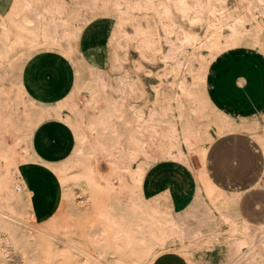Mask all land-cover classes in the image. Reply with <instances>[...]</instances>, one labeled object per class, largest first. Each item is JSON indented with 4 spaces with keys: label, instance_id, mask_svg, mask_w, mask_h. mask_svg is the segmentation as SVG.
<instances>
[{
    "label": "bare ground",
    "instance_id": "6f19581e",
    "mask_svg": "<svg viewBox=\"0 0 264 264\" xmlns=\"http://www.w3.org/2000/svg\"><path fill=\"white\" fill-rule=\"evenodd\" d=\"M3 1L6 6L0 0V10L5 8L3 14L0 12V264H151L165 253H177L187 264H194L192 254L200 243L225 247L227 264L264 263V224H251L241 217L237 205L243 192L229 197L230 204L236 206L233 210L213 203L202 188L208 176L204 150L198 151V168L189 160L191 152L182 150L199 130L196 121L183 113L180 97L188 93L184 82L179 78L164 82V88L156 90L159 104L148 111L137 104L141 92L137 83L122 72L115 45L125 49L128 42L140 41V53L153 56L149 39L139 38L140 29L135 28L130 40H116L112 35L102 63L97 57L99 48L86 50L78 57L72 55L70 42L81 30L74 19L88 23L99 15L116 21L115 32L119 8L124 3L123 13H129L132 4L115 0L108 8V1L100 0L102 7L97 14L92 0ZM234 1L238 14L237 10L221 9L217 26L210 23L214 8L209 3L161 0L153 5L145 1L144 10L160 23L166 21L174 34L167 38L170 71L180 72L188 62V55L179 54L178 47L200 41L206 42L207 62L212 65L238 50L257 55L264 64V40L260 38L264 0ZM136 5L138 9L140 5ZM172 10L180 14L179 19L192 14L197 22H207V30L200 36L184 32ZM246 23L248 29L244 27ZM223 24L229 35L221 41L212 40ZM37 46L55 48L62 56H69V81L77 85L52 102L33 96L25 80L26 66ZM5 80L10 84L9 93L3 90ZM80 92L86 95L84 103L78 101ZM220 107L225 113V124L230 125L232 117L242 118V113L231 114ZM260 108L264 111V103ZM63 110L68 115L62 116ZM48 121L66 125L74 138L70 154L57 162L40 158L32 147L34 132ZM228 132L220 126L214 130L218 137ZM9 138L13 145L8 143ZM92 138L115 158L105 173L79 166L81 145ZM254 140L264 152V140ZM18 147L25 154L21 169L12 159ZM133 160L136 169L132 167ZM161 161L187 167L195 186L184 195L177 196L168 188L153 197L145 196V177ZM114 165H118L117 169ZM2 167L7 168L8 182L3 180ZM36 168L59 177L57 204L51 215L41 221L35 216L26 179L27 171Z\"/></svg>",
    "mask_w": 264,
    "mask_h": 264
},
{
    "label": "rangeland",
    "instance_id": "374dc122",
    "mask_svg": "<svg viewBox=\"0 0 264 264\" xmlns=\"http://www.w3.org/2000/svg\"><path fill=\"white\" fill-rule=\"evenodd\" d=\"M107 1V7L111 8V2L115 0ZM118 1L132 4V9L129 10V13H123L125 8L124 3L119 8L120 13L117 20L119 26L115 32L113 28L116 25V21L104 17L102 18V16L99 15H95L88 23L82 22L77 18L73 20L74 23L79 24L81 30L78 36L73 38L70 42L72 55L78 57L86 48L101 45L94 48L100 49L97 57L99 62L102 63L107 56L108 39L113 35L117 38L116 40L125 37L130 40L136 33L135 28L138 27L141 31L139 38L142 39L143 37H147L151 42L149 49L153 52V56L149 54L142 55L140 53L139 48H137V45L139 44L140 46L141 44L140 41L137 42L138 44L133 41L128 42L125 49L115 45V54L120 59L122 72L128 80H134L137 83L138 89L141 92L137 104L144 108V111H148L150 108L159 104L160 97L156 95V90L164 88L162 87L164 82L168 79L172 81L174 78H179L184 82L188 93L180 97L183 113L186 118L196 121V126L199 130L196 136L190 138V145H183L182 150L186 153L191 152L192 155L190 154L189 160L194 168H198L200 160L198 151L199 149H203L205 152L204 161L206 168V154L208 149L216 140L222 139L220 141H224L214 157L213 154L211 155L212 161H210L209 164L207 163V166L209 165L211 167L216 163V169L219 175H228L232 178V181L229 180L216 185L211 180L208 172V176L204 178L202 188L208 192L209 198L213 203L224 205L228 210H233L236 206L230 204L229 197L237 192H243L234 190H244L251 185L257 179L263 167L261 156L256 152L255 145L251 143L249 139L243 135L228 136L248 133L253 140L254 137H260L264 140V132L262 131L264 127V111H262L261 108H257L258 111H254L253 109L254 112H250L252 110H247L249 103L241 99L243 93L240 95L237 93L236 79L238 76H242L250 82L247 83L245 92L249 97H252L250 96L252 90L259 91L263 89L260 87L261 85L251 82H253L254 79L263 77L264 64L257 55L251 52H245L244 50H238L226 54L212 65L207 62L208 50L206 48V42L200 41L190 46L179 45L180 47H178L177 52L179 54H187L188 62L180 72L170 71L168 65L172 64V60L168 56L170 55L168 52L170 45L167 38H173L174 34L170 33L168 23L166 21L160 23L157 17H154L151 13H147L144 10L146 0H117V2ZM149 1L151 4L156 5L161 0ZM90 3L98 14L102 7V1L92 0ZM136 3L140 5L138 9ZM200 3L203 5L209 3L214 8V14L210 18V23L215 26L220 23L218 19L221 9H223L224 12L237 10L236 14H238V6H236L237 4L234 0H200ZM1 4L6 6L3 0ZM84 5L86 6V4ZM0 12L3 14L5 8L0 10ZM172 14L177 21H179L182 30L186 33L200 36L207 30L208 23L197 22L192 14L187 17H181L180 19V14L175 12V10H172ZM244 27L247 29L249 28L247 23L244 24ZM165 30H167V33H165ZM219 32L217 36L215 35L211 39L214 40L217 38L221 41L229 35L224 24L220 26ZM260 38L264 40V28L260 33ZM91 49L93 48H90V50ZM56 50L55 48L42 49V47L37 46L33 58L28 62L25 69V80L30 86V92L33 96L43 101L52 102L54 97L66 93L68 87L72 90V88L74 89L77 86L76 83L69 81V56H62L57 53ZM209 70L211 72L210 75ZM207 83L210 86L209 89L207 88ZM257 83L260 82L257 81ZM3 90L8 93L10 92V84L6 80L4 81ZM217 93L220 94V98H218ZM252 98L254 99V97ZM85 99V93L80 92L78 101L84 103ZM192 102L194 107H192ZM253 102L255 103L254 100ZM221 105L225 106V108L227 107L226 109L229 110L231 114L232 111H234L231 109L242 110L243 113L240 112L242 113L240 114L242 118L238 119L232 117L230 125L225 124V113L224 110L221 109ZM236 112L239 111H235V113ZM61 115H68V111L66 112V110H63ZM89 117L91 119L93 118L92 115H89ZM216 126L229 129L230 132L223 137H218L214 134ZM40 132L42 133V143L50 147L49 151L46 150L48 153L46 154L40 146L38 134L36 146L42 154L53 159L52 161H59L69 155L68 148L71 144V137L68 129L62 123L48 122L39 128V133ZM154 136L155 139H158L157 135ZM237 138H241V140L239 141ZM8 143L13 145L12 138L8 139ZM81 147L83 151L80 155L81 159L79 160V166L82 170L97 169L99 172L105 173L108 168L107 166L115 161L112 152L105 150L94 138L88 143L87 141L83 142ZM223 147L225 150H223ZM258 148L264 158V152L259 146ZM24 155V152L21 151L19 147L15 148L12 159L20 169L23 166L21 158ZM93 156L94 158L92 159ZM91 161L95 162V164L93 163V165ZM228 163L232 165L230 169L227 167ZM114 166L117 169L118 165ZM132 167L134 169L137 167L135 160L132 161ZM2 171L3 180L8 182L9 178L6 176L8 175L7 168L2 167ZM43 171L49 173L51 176L37 172L36 175H31L29 178V183H31L30 189L33 192L32 198L40 211L37 221H41L45 217L51 215L52 212L49 214L48 211L55 208L59 194V177L52 171ZM123 172L121 175H124ZM188 173H190L188 168L180 163H174L172 161L159 162L149 174L147 173L148 178L146 179V185L148 187L162 189V191L149 192L145 189L143 184L145 196L153 197V195L165 192L168 188H171L177 196L178 194L180 195V193L184 195L188 189H190V186L193 184V186H195V182L191 178L192 175L190 176ZM14 174L17 175V171L14 172ZM115 185L116 187L119 186V181H116ZM253 185H257L258 188H264V172ZM165 186L166 188L163 189ZM239 203L240 206L238 204L237 208L239 206L241 214L246 220L253 223L264 221L263 191L245 193ZM198 246L197 250L192 254L194 264H227L228 252L225 247L212 244L205 246L202 243ZM173 254L180 256L177 253Z\"/></svg>",
    "mask_w": 264,
    "mask_h": 264
},
{
    "label": "crops",
    "instance_id": "0c3cea01",
    "mask_svg": "<svg viewBox=\"0 0 264 264\" xmlns=\"http://www.w3.org/2000/svg\"><path fill=\"white\" fill-rule=\"evenodd\" d=\"M99 46H101V45H98V46H93V47H88V48H86L84 51H86V50H89L90 48H94V47H99ZM264 66V65H263ZM259 81L260 83H257V81ZM249 81H247V79L246 78H244V77H242V76H238L237 77V79H236V90H237V93L240 95L241 93H243V98H242V96H241V99H244L245 101H248V103H249V106H248V108H247V110L248 111H250V110H253V109H257V108H260L262 105H263V103H264V75H263V77H261L260 79H254V81L253 82H251V83H256V84H259V85H261L260 87L261 88H263V89H261V90H259V91H257V90H252V94H250V96H252V97H254V99L252 98V97H249L247 94H246V92H245V87H246V85H247V83H248ZM250 83V82H249ZM28 87V86H27ZM68 89H69V87H68ZM58 96H63V94L62 95H58ZM217 96H218V98H220L221 96H220V94H218L217 93ZM64 98V97H63ZM62 98V100H61V103H63V101H64V99ZM252 98V99H251ZM253 100L255 101V103L253 102ZM221 106H223V105H221ZM223 107H225V106H223ZM227 108V107H226ZM231 110H234V111H239V112H242V110H240V109H231ZM243 113V112H242ZM48 122H57V121H48ZM48 122H46V123H48ZM46 123H44V124H46ZM57 123H60V122H57ZM43 124V125H44ZM43 125H41L40 127H42ZM64 125V124H63ZM67 129H68V132H69V135H70V137H71V144H70V146H69V148H68V150H69V154H70V152H71V150H72V148H73V145H74V138H73V134H72V132H71V130L66 126V125H64ZM39 127V128H40ZM39 128L34 132V134H33V138H32V147H33V149H34V151H35V153L40 157V158H42V159H44V160H46V161H50V162H57V161H52L53 159H51V158H49V157H47V156H45L44 154H42L39 150H38V148H37V146H36V139H37V137H38V134H39V143H40V146H41V148H42V150L46 153V154H48L47 152H46V150H48L49 151V146H46L44 143H42V141H41V137H42V133L40 132L39 133ZM240 136V135H243V136H245L247 139H249V141L251 142V143H253L254 145H255V147H256V152H258L259 154H260V156H261V160H262V167H263V170L260 172V174L258 175V177H257V179L251 184V185H249L247 188H245L244 190H234V191H243V195L245 194V193H248V192H251V191H263L264 192V188H257V189H254V188H252L251 186L258 180V178H259V176L264 172V158H263V155H262V153H261V151L259 150V148H258V146H257V144L255 143V141L250 137V135L248 134V133H239V134H234V135H230V136H228V137H231V136ZM225 138H227V137H225ZM224 139V138H223ZM220 140H222V139H219V140H216L213 144H212V146L208 149V151H207V154H206V168H207V170H208V172H209V176L211 177V180L217 185V184H220L221 182H227V181H232V178L231 177H229L228 175L226 176H221V175H219V172H218V170L216 169V163H214L213 164V166H207V163L209 164L210 163V161H212L211 159V155L213 154V157H214V155H215V153L218 151V149L220 148V146L221 145H223V143H224V141H220ZM237 140H241V138H237ZM217 142H219V143H217ZM226 143V142H225ZM215 148V149H214ZM223 150H225V148L223 147ZM255 151V150H254ZM65 157H67V156H65ZM64 157V158H65ZM64 158H62V159H60V160H63ZM59 160V161H60ZM231 164L230 163H228V165H227V167H228V169H230L231 168ZM152 170V169H151ZM150 170V171H151ZM149 171V172H150ZM37 172L38 173H40V174H48L49 176H51L49 173H46L45 171H43V170H41V169H35V170H28L27 171V174H26V179H27V185H28V189H29V191L31 192V201H32V205H33V209H34V213H35V216L38 218L39 216V213H40V211H39V209L37 208V204L33 201V198H32V196H33V192H32V190L30 189V186H31V183H29V178H30V176L31 175H36L37 174ZM149 172H148V174H149ZM148 174H147V176H146V178H145V181H144V186H145V189L147 190V191H149V192H156V191H162V189H157L156 187H148L147 185H146V179L148 178ZM190 176H191V174L190 173H188ZM191 178H192V176H191ZM193 179V178H192ZM193 181H194V179H193ZM194 185V184H193ZM192 185V186H193ZM192 186H190L189 188H191ZM166 188V186L163 188V189H165ZM239 188V187H238ZM243 195H242V197H243ZM242 197H241V199H242ZM241 199H240V202H241ZM239 206H240V203H239ZM239 206H238V208H239ZM53 211V209L52 210H50V211H48L49 212V214L51 213ZM239 212H240V214H241V211H240V208H239ZM48 214V215H49ZM241 217L245 220V221H247V222H249V223H251V224H257V225H261V224H264V221L263 222H257V223H253V222H250V221H248V220H246L243 216H242V214H241ZM39 219V218H38ZM151 264H187V262L182 258V257H180V256H178V255H176V254H173V253H165V254H162V255H160L159 257H157L156 259H154L153 261H152V263Z\"/></svg>",
    "mask_w": 264,
    "mask_h": 264
}]
</instances>
